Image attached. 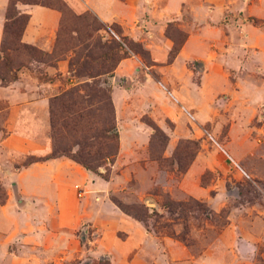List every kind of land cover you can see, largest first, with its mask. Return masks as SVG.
<instances>
[{"label": "crops", "instance_id": "0c3cea01", "mask_svg": "<svg viewBox=\"0 0 264 264\" xmlns=\"http://www.w3.org/2000/svg\"><path fill=\"white\" fill-rule=\"evenodd\" d=\"M64 1L77 15L91 12L120 26L149 52L150 64L131 55L110 79L121 171L109 180L65 157L25 163L53 151L50 100L73 85L72 53L57 62L28 63L14 81L0 79V264H76L87 255L81 234L86 225L99 235L90 264H264L259 203L234 209L229 225L195 253L159 236L111 198L132 181L124 165L151 141L146 116L170 137L167 156L182 139L201 141L204 131L218 140V147L201 141L179 181L183 194L219 212L230 195L228 183L264 182V0ZM9 2L0 0V64ZM17 9L29 16L22 43L52 54L61 12L25 3ZM170 24L187 39L169 64ZM208 172L215 176L205 185ZM173 189L164 185L167 193Z\"/></svg>", "mask_w": 264, "mask_h": 264}, {"label": "rangeland", "instance_id": "374dc122", "mask_svg": "<svg viewBox=\"0 0 264 264\" xmlns=\"http://www.w3.org/2000/svg\"><path fill=\"white\" fill-rule=\"evenodd\" d=\"M43 2L53 3L51 0H43ZM82 18L68 11L64 12L63 26L61 30V46L63 49L68 50L73 44V34L75 31L79 32L83 41L87 40V36L92 32L94 39L96 41V53L99 56L103 52V48L98 47V43L103 44L112 42L110 35L106 30H101L95 32L92 29L93 18L90 15L83 14ZM78 19H77V18ZM114 35L113 31H110ZM71 50V48L69 49ZM72 53V51L67 52ZM26 53L21 49L20 51L13 52V62L14 66L21 64V61ZM73 54V53H72ZM73 57V55H72ZM71 57V59H72ZM70 64V63H69ZM107 66H95L91 71L95 73L107 69ZM112 75H105L96 80L88 79L87 77H79L76 72L71 74L74 84H84L89 82L93 85L95 91L98 95H94L93 108L89 112L90 116L86 115L83 124L81 126L82 132L85 133L87 139L94 143L98 149L101 151H108L111 149H116L117 154L115 157L107 160L106 164L101 166L98 170L99 173H95L100 177L107 178L108 180L113 178L116 173H120L121 167L116 166V162L120 156V137L118 141L113 137L119 136V131L117 128V122L115 121L116 130L109 131L108 128L112 125L111 121L114 118V113L112 106L109 103L107 94H111V77ZM48 79L49 77H43ZM51 79H54L51 77ZM65 82V80H63ZM66 83V82H65ZM69 88H63V91L59 94H63ZM61 108L58 110L60 111ZM63 117L64 114L60 112ZM144 121L152 128L156 126L161 130L167 137L166 139L161 136V141H159V134L153 138L155 133L154 129L151 137V141L145 150H139L137 154L131 156L129 162L124 166L131 170L132 181L129 182L120 191H115L111 194L112 200H117L126 206H139L144 205L149 209H156L158 216L149 210V216H152L147 220L146 225L150 230L163 231L162 228L165 224H169L170 228L181 238L186 240L185 244L190 246L195 253H202L203 249L212 241L216 234L225 229L230 223L231 212L243 206H250L255 203H259L264 206V182L258 180H247L243 183H236L231 181L227 184V191L229 192V198H226L223 203L224 207L221 211H214L208 203L196 200L190 196L183 194V192L178 188L179 181L185 175L182 173L190 164L194 156V151L197 148L190 144V141H195L200 146L201 141L205 140L207 143L219 146L218 140L213 136V139L217 144L212 143L206 139L205 136L201 141L193 139H182L178 142L177 147L173 151L171 156L166 155V151L169 145L170 137L166 132H164L160 127L157 126L149 117H144ZM99 122L101 125H98ZM154 125V126H152ZM62 145L71 150L72 152L78 151L79 147L74 146L81 133L75 132L73 128H64L59 125ZM87 134V135H86ZM211 134V133H210ZM226 132H224V135ZM80 135V136H79ZM93 135H98L94 138ZM221 142V141H220ZM165 149V150H164ZM190 153H193V156ZM160 156L161 159L157 160L156 157ZM28 159L25 161L27 163ZM189 168V167H188ZM101 174V175H100ZM215 175L213 173H206L202 180L203 184L206 185ZM170 182L174 186L173 192L167 193L164 190V185ZM5 198V192L0 188V201ZM171 201L175 203V206L171 208L164 207L165 204ZM194 201V202H190ZM150 202V203H149ZM190 202L189 207L191 210L184 211L179 204ZM195 202L201 204V207L197 206ZM158 204L159 206L154 207ZM81 234L84 237L83 247L87 252L86 257L82 260L77 261L76 264H90L91 262L87 259L90 258L91 249L94 250L97 246V239L99 235L93 227L88 225L82 228ZM159 236H164L162 233H157ZM107 260H99L98 262H93L92 264H99L100 262H105Z\"/></svg>", "mask_w": 264, "mask_h": 264}, {"label": "trees", "instance_id": "16d2710c", "mask_svg": "<svg viewBox=\"0 0 264 264\" xmlns=\"http://www.w3.org/2000/svg\"><path fill=\"white\" fill-rule=\"evenodd\" d=\"M53 3L43 2V0H10L8 10H7V22L4 28V38L1 47V64H0V79L4 82H11L18 78V72L22 67L27 66L28 63L33 61L37 62H46L52 63L57 62L58 60L65 58L67 52L72 51L73 57L70 60L69 72L72 74L76 72L79 77H87L88 79L96 80L105 75H112L120 62L131 55H140L145 61L150 64L149 52L143 47L142 44L137 43L128 37L123 35V31L120 26L117 24L106 25L102 23L94 14L87 12V15L92 16L93 24L92 29L95 32L101 30H106L112 39L110 43L103 44L98 43L99 48H103V52L97 56L96 51V41L94 39L93 30L87 36V40L83 41V38L80 36L79 32L75 31L73 34L74 44L70 47L71 50H65L61 46V30L64 20V12L68 11L73 13L74 11L69 7V5L64 0H51ZM18 3H25L31 5H40L49 7L55 10H58L62 14L61 25L58 33V40L55 47V50L52 54L45 53L34 46L26 45L22 43V35L29 21V16L20 14L17 5ZM75 13V12H74ZM86 14V13H85ZM75 15H77L75 13ZM83 15V14H82ZM82 15H77L79 18H82ZM77 18V17H76ZM78 19V18H77ZM255 24L261 23L259 20L251 19ZM110 31L114 32V35ZM167 35L173 40L174 47L170 53L168 63H172L174 59L179 54L184 42L187 39V34L181 31L175 26V24H170L167 30ZM23 50L26 54L21 61V64L14 66L13 62V52ZM102 65L107 66V69L97 71H91L95 66ZM47 81L53 80L51 78L46 79ZM98 95L95 91L93 85H90L89 82L82 84H74L69 87V89L61 95H57L50 100V113H51V135L53 142V151L46 158H28L26 165L37 162L44 161L49 159H57L61 157L68 158L81 166H83L88 171L93 173H99L98 169L105 165L107 160L115 157L117 154L116 149H111L108 151H101L98 147L91 143L90 139H87L85 133L82 132L81 126L86 115L90 116L89 112L93 108V96ZM110 105L112 106L114 118L111 121L112 125L108 128L109 131L116 130L115 126V107L112 101L111 94H107ZM61 108L60 111H58ZM60 112L64 114L62 117ZM59 125L64 128H73L75 132L81 133V136L78 138L74 146H78L79 150L72 152L71 150L65 148L62 145L61 134ZM98 125H101L99 122ZM154 126V125H152ZM155 131L153 138L159 134V141H161V136H163L168 142V137L159 130L156 126L152 127ZM98 135H93L94 138ZM118 141L119 136L115 134L113 137ZM190 144L194 145L197 150L193 153H190L193 156L188 167L191 166L195 160L198 152L200 151V146L195 141H190ZM165 150V149H164ZM157 160H160L161 157H156ZM186 168L182 173L188 171L189 168ZM101 175V174H100ZM108 180L107 178H104ZM194 202V201H190ZM189 202V203H190ZM114 203L126 214L130 215L134 219L141 221L146 224L147 220L152 216H149L148 212L151 210L155 216H158L156 209H149L144 205L139 206H126L123 203L114 200ZM188 202L181 203L179 206L184 208V211L191 210ZM196 205L201 207V204L195 202ZM175 206V203L168 201L164 207L171 208ZM163 231L157 233H162L166 236L179 240L183 243L186 242L184 238H181L180 235H177L170 228L169 224H165L162 228ZM99 264H110L108 261L100 262Z\"/></svg>", "mask_w": 264, "mask_h": 264}, {"label": "built area", "instance_id": "2783aa9c", "mask_svg": "<svg viewBox=\"0 0 264 264\" xmlns=\"http://www.w3.org/2000/svg\"><path fill=\"white\" fill-rule=\"evenodd\" d=\"M190 117H191V120L195 122L194 117L193 116H190ZM204 136L206 137L207 140L212 141V142L214 141L213 136L212 134H210V132L204 131Z\"/></svg>", "mask_w": 264, "mask_h": 264}, {"label": "water", "instance_id": "95a60500", "mask_svg": "<svg viewBox=\"0 0 264 264\" xmlns=\"http://www.w3.org/2000/svg\"><path fill=\"white\" fill-rule=\"evenodd\" d=\"M150 203V202H149ZM157 206V204L155 203V205H154V207H156Z\"/></svg>", "mask_w": 264, "mask_h": 264}]
</instances>
